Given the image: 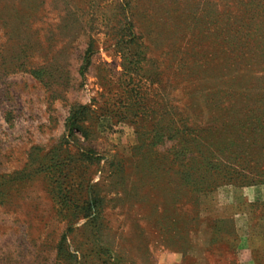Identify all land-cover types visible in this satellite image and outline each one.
Here are the masks:
<instances>
[{
    "label": "rangeland",
    "instance_id": "rangeland-1",
    "mask_svg": "<svg viewBox=\"0 0 264 264\" xmlns=\"http://www.w3.org/2000/svg\"><path fill=\"white\" fill-rule=\"evenodd\" d=\"M195 147L264 170V0H0V264H264Z\"/></svg>",
    "mask_w": 264,
    "mask_h": 264
},
{
    "label": "trees",
    "instance_id": "trees-1",
    "mask_svg": "<svg viewBox=\"0 0 264 264\" xmlns=\"http://www.w3.org/2000/svg\"><path fill=\"white\" fill-rule=\"evenodd\" d=\"M189 134H186V140L199 144L203 146V148L208 149L206 144L203 141L189 131ZM236 149H243V143H238ZM211 152L212 149H210ZM210 153V151H208ZM181 157H185L186 159L196 161L200 165L199 169H195V166L184 167L183 169H178V174L184 177L191 179L192 181H208V182H216L217 180L225 183H233V184H241L245 182L244 180H249L254 178L255 176L264 174V170H258L254 165H250V162L257 160V158H250L246 162L241 161V156H233L231 155H223L220 152L213 153V159H209L204 156L201 148L199 151L192 149L191 151L180 153ZM227 168V169H224ZM223 169V170H222ZM264 169V168H263Z\"/></svg>",
    "mask_w": 264,
    "mask_h": 264
}]
</instances>
